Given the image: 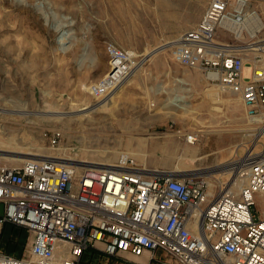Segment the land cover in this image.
Segmentation results:
<instances>
[{"label":"rangeland","instance_id":"374dc122","mask_svg":"<svg viewBox=\"0 0 264 264\" xmlns=\"http://www.w3.org/2000/svg\"><path fill=\"white\" fill-rule=\"evenodd\" d=\"M209 1L0 0V107L18 111L0 114V155L10 157L0 163H19L15 157L27 156L23 153L115 162L135 152L128 156L141 165L146 161L148 168L204 171L189 175H209L217 189L230 176L224 170L232 158L247 150L264 154V133L259 132L264 122L250 121L236 95L173 59V40L200 20ZM250 1L258 25L244 29L235 41L243 47L247 73L264 66V49L257 48L264 46V0ZM109 45L131 51L137 64L125 84L107 96L112 89L96 93L87 88L107 75ZM177 95L187 106L169 101ZM13 97H20L23 106L6 104ZM105 101L106 107L97 108ZM82 106L96 110H79ZM45 110L44 118L29 116ZM192 134L197 140L188 143ZM209 169L214 171L205 172ZM255 200L261 211L259 195ZM16 233L24 253L32 234L23 228ZM83 264L177 262L161 251L145 261L91 248Z\"/></svg>","mask_w":264,"mask_h":264},{"label":"built area","instance_id":"2783aa9c","mask_svg":"<svg viewBox=\"0 0 264 264\" xmlns=\"http://www.w3.org/2000/svg\"><path fill=\"white\" fill-rule=\"evenodd\" d=\"M250 3L210 0L171 51L181 66L234 93L247 118L262 123L264 66L247 73L243 49L235 44L244 29L256 26ZM107 54L109 71L92 86L96 93L116 88L134 59L114 45ZM229 174L215 189L205 175L152 172L130 156L99 166L53 158L0 163V221L32 234L20 256L0 249V264H83L90 248L145 261L161 251L177 264H264V158L247 150L230 160ZM235 181L238 189L231 186Z\"/></svg>","mask_w":264,"mask_h":264},{"label":"bare ground","instance_id":"6f19581e","mask_svg":"<svg viewBox=\"0 0 264 264\" xmlns=\"http://www.w3.org/2000/svg\"><path fill=\"white\" fill-rule=\"evenodd\" d=\"M257 13H255L254 14V17H255V15H256ZM255 19H256V17H255ZM256 24L258 25V21L256 20ZM260 24V23H259ZM256 25V26H257ZM255 26V27H256ZM260 26H261V24H260ZM256 29V28H255ZM255 31V30H254ZM256 31H257V29H256ZM241 48H243V47H241ZM245 48V47H244ZM257 48L258 49H262V48H264V46H262V47H260V46H257ZM152 53L153 52H150L148 55H147V57H149V56H151L152 55ZM140 62V61H139ZM137 64V63H136ZM136 64L135 63H133L132 62V65H131V69H130V71H127V73H126V77L121 81V83H118V86H116V88H114V89H112L108 94H107V96L109 95V94H111L114 90H116L118 87H120V86H122V85H124L125 84V82L127 81V79L129 78V77H131V75H132V73H133V71H134V67L136 66ZM178 80L179 81H181V82H184V83H186L185 81H184V78L183 77H181V78H178ZM186 84H188V83H186ZM212 84V83H211ZM215 85V84H214ZM87 89H90L91 91H92V87H89L88 86V88ZM222 89V88H221ZM188 90H190V88L188 89ZM222 90H224V89H222ZM224 91H226V90H224ZM229 92V91H228ZM213 93H215V99L216 100H218V101H220L221 100V95L220 94H218V93H216V92H210V94H213ZM230 93H232V92H230ZM232 94H234V93H232ZM235 95V94H234ZM13 96V95H12ZM18 97V96H17ZM17 97H13V99H9V100H7V103L6 104H8V105H11V106H13V107H15V106H21L22 104H20V97L19 98H17ZM183 97V96H182ZM182 97H180V96H174V97H172L169 101L172 103V104H174V105H177V106H181V107H184V106H187L186 105V102L183 100V98ZM237 98V100H238V102H240L241 103V101L239 100V98L238 97H236ZM109 104V101H105V102H103L102 104H100V105H97V108L98 107H106L107 105ZM5 105V104H4ZM241 105H242V103H241ZM23 106V105H22ZM51 107V106H50ZM94 108V107H93ZM96 108V107H95ZM79 110H84L85 112H89L90 110L91 111H94V110H96V109H92L90 106H82V107H80L79 108ZM17 113L18 111H13V110H7V109H5L4 107H0V114H2V115H5V114H10V115H13L14 113ZM53 112H57V113H59V112H61V111H53ZM63 113L65 112H68V111H62ZM23 114H28V113H25V112H23ZM32 114H40V116L42 115V117L41 118H44L46 115H48V110L46 111H38V112H36V113H29V116L30 115H32ZM24 116H28V115H24ZM58 117H63L62 115H55V116H52V118H58ZM247 117V116H246ZM250 121H252V119H250V118H248ZM261 128V127H260ZM253 130V129H252ZM260 133L261 132H263L264 133V128H262L260 131H259ZM248 134H253V133H247V135ZM256 135V134H255ZM258 136V135H257ZM186 141L188 142V143H194V142H189L188 140H187V137H186ZM1 143V142H0ZM138 144V143H137ZM140 144H141V142H140ZM239 145V144H238ZM144 146V145H143ZM231 148V147H230ZM188 150V149H187ZM0 151H3L2 149H0ZM140 151V150H139ZM10 152H12V151H10ZM124 153V152H123ZM0 154H1V152H0ZM12 154V153H11ZM23 154H25V155H27V156H18V157H15V160H17V161H19V163H21L22 161H25L26 159H43V158H50L51 156H42V157H40V156H35V154H31V153H23ZM128 154H136L135 152L134 153H132V152H129V153H127V154H122L121 156H128ZM34 156V157H33ZM0 158H10V157H8V156H1L0 155ZM51 158H53V159H55V160H63V161H66V162H76V163H78V164H80V165H87V166H99V165H105V164H111L112 162H99V161H95V162H93V161H80V160H75V159H71V158H65V157H51ZM262 158H264V154H262ZM141 160V159H140ZM21 161V162H20ZM142 161V163H143V165H145L146 166V168H148L147 167V163H146V161H143V160H141ZM19 163H16V164H19ZM11 165H14V164H11ZM226 168H225V170L224 171H226V170H228L229 169V164L228 165H226L225 166ZM149 170H151L152 172H162V173H167V174H178V175H189V174H197V173H204V171H200V172H197V171H194V172H191L190 170H183V171H176V170H161V169H158V168H148ZM209 171H214V170H212V169H209L208 171H205V172H209ZM176 172H179V173H176ZM181 172V173H180ZM207 176H209V175H207ZM240 184H241V182L240 181H235V182H233L232 184H231V186L233 187V188H236V189H238L239 187H240Z\"/></svg>","mask_w":264,"mask_h":264},{"label":"crops","instance_id":"0c3cea01","mask_svg":"<svg viewBox=\"0 0 264 264\" xmlns=\"http://www.w3.org/2000/svg\"><path fill=\"white\" fill-rule=\"evenodd\" d=\"M3 212V205L0 203V218L3 215ZM17 228L21 227L0 221V249L5 252L20 256L23 254L24 249H22V241L19 235L16 233Z\"/></svg>","mask_w":264,"mask_h":264},{"label":"trees","instance_id":"16d2710c","mask_svg":"<svg viewBox=\"0 0 264 264\" xmlns=\"http://www.w3.org/2000/svg\"><path fill=\"white\" fill-rule=\"evenodd\" d=\"M89 250H91V248L88 249L87 251H89ZM87 251H86V252H87ZM100 252H101V251H100ZM101 254H104V255H106V256H110V255L105 254L104 252H101Z\"/></svg>","mask_w":264,"mask_h":264}]
</instances>
